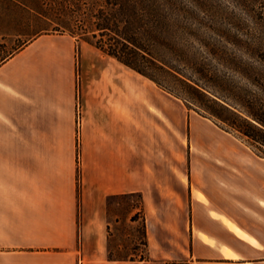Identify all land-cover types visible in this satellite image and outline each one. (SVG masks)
<instances>
[{"label": "crops", "instance_id": "1", "mask_svg": "<svg viewBox=\"0 0 264 264\" xmlns=\"http://www.w3.org/2000/svg\"><path fill=\"white\" fill-rule=\"evenodd\" d=\"M39 16L0 2V264H264V155ZM136 194L148 258L110 257Z\"/></svg>", "mask_w": 264, "mask_h": 264}, {"label": "rangeland", "instance_id": "2", "mask_svg": "<svg viewBox=\"0 0 264 264\" xmlns=\"http://www.w3.org/2000/svg\"><path fill=\"white\" fill-rule=\"evenodd\" d=\"M24 1L40 12L39 20L34 17L32 21L33 29L38 27L41 32L48 30L59 33H68V29H71L77 40L86 43L85 38H93L91 29L96 19L93 16L95 12H92L96 7L93 0ZM181 3L183 22L180 32L185 56L181 60L169 58L172 73L154 69L158 80L191 105L197 101L179 78L196 81L210 94L235 106L240 113L244 111L242 102L249 101L257 108L264 107V0H181ZM189 26L196 33L194 36L187 32ZM79 57L77 46V61ZM251 66L260 72L252 70ZM78 89L80 92V78ZM217 121L248 146L259 150L256 142L226 123ZM133 202L139 206V195L129 199H111L114 204L110 208L109 218L113 220V214L118 213L121 219L111 224L109 252L112 255L138 258L145 253L144 227L138 218L139 212L135 214L138 218L136 222L123 221L127 206Z\"/></svg>", "mask_w": 264, "mask_h": 264}, {"label": "trees", "instance_id": "3", "mask_svg": "<svg viewBox=\"0 0 264 264\" xmlns=\"http://www.w3.org/2000/svg\"><path fill=\"white\" fill-rule=\"evenodd\" d=\"M24 6L40 13L24 0H18ZM96 18L92 25V37L85 38L89 43L104 53L114 56L120 62L135 69L137 72L153 80L158 86L181 98L187 107L206 116L221 127L217 120L226 123L232 129L258 144V151L249 147L259 155H264V107H254L252 103L241 104L243 113L199 85L196 81L179 78L191 93L197 103H191L177 92L165 87L157 78L154 69L172 73L171 60L184 58L183 43H181L180 27L183 22L181 0H93ZM190 36L196 33L189 27ZM68 33L75 35L68 29ZM187 36V37H190ZM184 40H187L184 39ZM170 62V63H169ZM254 71L260 72L251 66ZM255 72V75H258ZM229 130V129H227ZM132 218H136L133 216ZM145 238V229H144ZM145 240V239H144ZM146 245V240L144 241ZM110 257L147 259L146 252L138 258L132 256H117L109 252ZM164 264H190L186 260H168Z\"/></svg>", "mask_w": 264, "mask_h": 264}, {"label": "built area", "instance_id": "4", "mask_svg": "<svg viewBox=\"0 0 264 264\" xmlns=\"http://www.w3.org/2000/svg\"><path fill=\"white\" fill-rule=\"evenodd\" d=\"M80 113H81V105L77 104V131H79L80 128Z\"/></svg>", "mask_w": 264, "mask_h": 264}]
</instances>
